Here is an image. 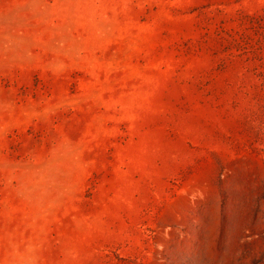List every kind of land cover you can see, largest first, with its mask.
Instances as JSON below:
<instances>
[{
    "label": "rangeland",
    "instance_id": "rangeland-1",
    "mask_svg": "<svg viewBox=\"0 0 264 264\" xmlns=\"http://www.w3.org/2000/svg\"><path fill=\"white\" fill-rule=\"evenodd\" d=\"M0 264H264V0H0Z\"/></svg>",
    "mask_w": 264,
    "mask_h": 264
}]
</instances>
